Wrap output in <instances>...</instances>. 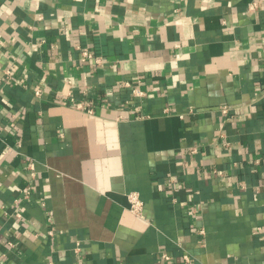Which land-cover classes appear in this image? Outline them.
I'll list each match as a JSON object with an SVG mask.
<instances>
[{
    "label": "crops",
    "instance_id": "crops-1",
    "mask_svg": "<svg viewBox=\"0 0 264 264\" xmlns=\"http://www.w3.org/2000/svg\"><path fill=\"white\" fill-rule=\"evenodd\" d=\"M0 264H264V0H0Z\"/></svg>",
    "mask_w": 264,
    "mask_h": 264
},
{
    "label": "built area",
    "instance_id": "built-area-1",
    "mask_svg": "<svg viewBox=\"0 0 264 264\" xmlns=\"http://www.w3.org/2000/svg\"><path fill=\"white\" fill-rule=\"evenodd\" d=\"M255 5H256V2H252V3L250 4V7L253 8ZM78 49H79V51H80V59H81L82 61H87V60L90 61V60H93V61L96 62V63H98V62L100 61V58L97 57V56H95V55H94V54L88 49V47H80V46H79ZM133 92H134L136 95H142V94L144 93L143 90L140 89V88H135V89H133ZM34 93H35V95L39 96V95L41 94V91H40V89H36V90L34 91ZM77 106L79 107L80 104H77ZM221 109H222L223 112H227V107H226V106H222ZM87 111H88L89 113H91V109H90V108L87 109ZM191 151L194 152L195 149H192ZM216 173H217V174H221V170H217ZM29 193H30L29 189H25L23 195H24L25 197H28ZM126 197H127L128 204H129V207H128L129 210H130L132 213L136 214V215H141V213H142V209H143V201L141 200V198H140V196L138 195V193H137L136 191H130V192L127 193ZM161 258H162L163 260H168V259L170 258V256L167 255L166 253H162ZM182 259H183L184 262H189V261H190V257H189L188 254H184V255L182 256Z\"/></svg>",
    "mask_w": 264,
    "mask_h": 264
}]
</instances>
